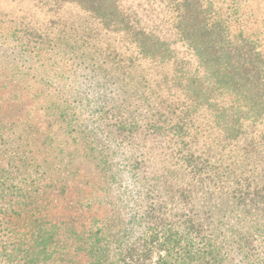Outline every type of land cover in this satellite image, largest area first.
Here are the masks:
<instances>
[{"label":"trees","instance_id":"trees-1","mask_svg":"<svg viewBox=\"0 0 264 264\" xmlns=\"http://www.w3.org/2000/svg\"><path fill=\"white\" fill-rule=\"evenodd\" d=\"M23 1L58 20L77 8L87 22L81 39L100 46L74 53L89 86L71 99L85 107L82 139L128 220L66 236L67 222L43 216L50 204L37 206L52 168L12 158L0 169V264H70L66 255L79 252L92 264H224L232 251L264 264V0ZM204 133L217 135L213 148L242 149V183L237 170L229 176L242 195L215 199L220 166L195 151ZM149 137L173 152L152 178L143 175Z\"/></svg>","mask_w":264,"mask_h":264},{"label":"rangeland","instance_id":"rangeland-1","mask_svg":"<svg viewBox=\"0 0 264 264\" xmlns=\"http://www.w3.org/2000/svg\"><path fill=\"white\" fill-rule=\"evenodd\" d=\"M128 1L132 7L140 6L138 0ZM144 8L149 10V7ZM148 16L155 18L150 12ZM151 22L158 24L159 21ZM23 26H28V30ZM85 26L87 22L77 8L67 9L64 17L58 20L40 13L30 1L0 0V147L4 152H0V169H9L12 158H17L19 164L29 159L37 161L36 166L52 168L41 184L43 188L37 206L50 204L43 216L57 223L67 222L70 231H63L66 236H70L71 230L97 233L115 226L120 216L128 220L126 209L117 198L118 188L96 167V155L82 139L81 120L82 115H86L85 107L71 99L83 84V87L89 86L83 58L80 53L79 58L75 57L74 53L100 48L97 40L91 39L85 44L81 39L85 36ZM88 27L86 30L90 32L91 26ZM200 137L207 145L196 146V154L203 160L209 158L212 166H220L214 177L220 188L213 194L215 199L219 201L223 194L228 198V192L236 189L238 196L242 195V190L229 178L230 171L237 170L241 176L239 183H242V167L246 163L240 146L213 148L217 146L215 133L210 137L204 133ZM167 141L162 137L144 140L146 164L143 175L152 178L153 174L163 172L170 165L173 152ZM17 173L11 170L13 177ZM126 186H131V192L135 190L131 180L125 182L123 187ZM204 197L207 199L206 196L199 198ZM140 199L143 198L136 200L141 209L150 206L149 203L142 208ZM151 202L159 206L156 195ZM73 243L71 238L69 244ZM79 247L80 244H76L69 248ZM227 256L224 264H245L237 251ZM69 262L92 264L93 261L79 252L77 256L66 255V263Z\"/></svg>","mask_w":264,"mask_h":264}]
</instances>
